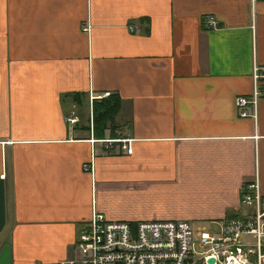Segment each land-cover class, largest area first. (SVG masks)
I'll return each instance as SVG.
<instances>
[{
	"label": "crops",
	"instance_id": "crops-1",
	"mask_svg": "<svg viewBox=\"0 0 264 264\" xmlns=\"http://www.w3.org/2000/svg\"><path fill=\"white\" fill-rule=\"evenodd\" d=\"M254 66L264 0H0L10 264L70 259L94 213L217 229L240 211L244 182L264 194V96L254 118L233 105ZM110 95L118 104L98 131L93 104Z\"/></svg>",
	"mask_w": 264,
	"mask_h": 264
},
{
	"label": "built area",
	"instance_id": "built-area-1",
	"mask_svg": "<svg viewBox=\"0 0 264 264\" xmlns=\"http://www.w3.org/2000/svg\"><path fill=\"white\" fill-rule=\"evenodd\" d=\"M203 23L216 28L212 15ZM251 81L250 93L233 100L239 118L255 117L264 96V67L252 68ZM121 148L130 152L126 145ZM82 169L88 170L85 163ZM238 207L216 233L186 220L129 222L94 213L75 235L71 258L56 264H264V194L256 179L240 186Z\"/></svg>",
	"mask_w": 264,
	"mask_h": 264
},
{
	"label": "trees",
	"instance_id": "trees-1",
	"mask_svg": "<svg viewBox=\"0 0 264 264\" xmlns=\"http://www.w3.org/2000/svg\"><path fill=\"white\" fill-rule=\"evenodd\" d=\"M117 104L118 99L114 95H110L109 97H105L94 102L93 113L95 129H97L98 131L103 130L104 126L101 124V121L105 119V116L110 115L115 110Z\"/></svg>",
	"mask_w": 264,
	"mask_h": 264
},
{
	"label": "water",
	"instance_id": "water-1",
	"mask_svg": "<svg viewBox=\"0 0 264 264\" xmlns=\"http://www.w3.org/2000/svg\"><path fill=\"white\" fill-rule=\"evenodd\" d=\"M4 223V213H3V189L2 181L0 179V229ZM0 264H10V253L9 246L6 243H3L0 246Z\"/></svg>",
	"mask_w": 264,
	"mask_h": 264
},
{
	"label": "rangeland",
	"instance_id": "rangeland-1",
	"mask_svg": "<svg viewBox=\"0 0 264 264\" xmlns=\"http://www.w3.org/2000/svg\"><path fill=\"white\" fill-rule=\"evenodd\" d=\"M193 228H196V227H204L206 230H208L209 229V231H212V232H214V233H216L217 232V229L215 228V229H211V228H214V226H216L215 224H208V225H202V223L200 224V223H194L193 225H191Z\"/></svg>",
	"mask_w": 264,
	"mask_h": 264
}]
</instances>
